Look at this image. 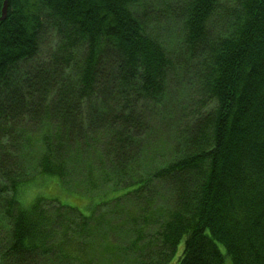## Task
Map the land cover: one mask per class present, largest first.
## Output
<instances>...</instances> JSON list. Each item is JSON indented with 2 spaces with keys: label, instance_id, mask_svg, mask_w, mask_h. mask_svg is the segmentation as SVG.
I'll return each mask as SVG.
<instances>
[{
  "label": "trees",
  "instance_id": "1",
  "mask_svg": "<svg viewBox=\"0 0 264 264\" xmlns=\"http://www.w3.org/2000/svg\"><path fill=\"white\" fill-rule=\"evenodd\" d=\"M161 3L8 0L0 264H264V0ZM169 87L194 110L146 152Z\"/></svg>",
  "mask_w": 264,
  "mask_h": 264
},
{
  "label": "rangeland",
  "instance_id": "2",
  "mask_svg": "<svg viewBox=\"0 0 264 264\" xmlns=\"http://www.w3.org/2000/svg\"><path fill=\"white\" fill-rule=\"evenodd\" d=\"M167 1H178V0H167ZM151 2L157 4L159 7L162 8L161 0H151ZM152 22L156 24L157 28L160 31L164 32L163 36L165 32H167L168 36L172 39V44L175 49L174 51H176L175 42L179 34V25L176 24V25H171L168 28H164V25L157 24L155 21ZM51 40H52V35L47 36L45 38V43H43L41 46L39 55L41 56L43 61L47 59L51 51V43H50ZM179 79H181V76ZM168 89L170 96H168L167 99H165L161 110L149 111V115L151 114L152 116H154L153 119L157 124L156 126L157 130L155 131V134L152 135V138L151 136L148 137V141H150V143L145 148V150L146 152H150L152 147H154L152 150L156 152L158 155L161 153L160 147L162 146V140L166 138V136H168L166 134L175 135L178 129L180 128V123L178 122L180 117L194 110L192 108H189V106H193V103L184 102L183 95H177L174 94V92H172L178 90L179 88L174 89L169 87ZM173 108H175V110L176 108L178 109L174 112ZM26 164L28 163H25V165ZM33 190L34 191L32 192V194H30V191L28 192V197H30L31 195V197L28 200L26 201L22 200L24 206H30L37 197L56 198L60 200L63 204L77 207L85 214L90 215L91 208L95 204L94 200L88 199L84 195L76 194L72 192L69 193L55 186H51L50 188H47L45 185L39 184L38 188ZM96 193L101 194L102 192L96 191ZM86 194H88V196L92 195L91 192Z\"/></svg>",
  "mask_w": 264,
  "mask_h": 264
},
{
  "label": "water",
  "instance_id": "3",
  "mask_svg": "<svg viewBox=\"0 0 264 264\" xmlns=\"http://www.w3.org/2000/svg\"><path fill=\"white\" fill-rule=\"evenodd\" d=\"M7 10H8V0H5L3 11H2V16L0 17V23L6 20Z\"/></svg>",
  "mask_w": 264,
  "mask_h": 264
}]
</instances>
